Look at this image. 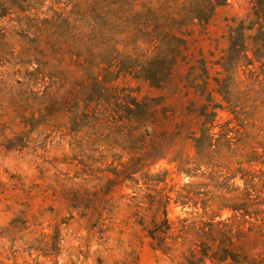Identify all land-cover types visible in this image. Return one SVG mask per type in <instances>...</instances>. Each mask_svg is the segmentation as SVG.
I'll list each match as a JSON object with an SVG mask.
<instances>
[{
	"label": "trees",
	"instance_id": "1",
	"mask_svg": "<svg viewBox=\"0 0 264 264\" xmlns=\"http://www.w3.org/2000/svg\"><path fill=\"white\" fill-rule=\"evenodd\" d=\"M227 2L76 0L72 10L52 17L22 16L26 27L19 48L5 47L0 32V66L11 64L15 77L8 80L0 70V125L19 128L6 146H25L37 131L61 140L71 137L81 153L67 161L82 166L72 207L91 219L95 193L104 195L120 176L131 180L137 191L117 200L116 206L127 207L120 226H138L152 249L177 264H264V251H246L236 243L247 231L264 237V126L256 123L264 119V0H250L251 10L229 26V45L214 62L219 67L215 74L205 57L186 72V87L207 101L198 113V127L188 135L195 166L188 167L190 160L181 157L169 161L177 173L204 180L173 186L174 202L182 207L201 203L202 215H169L171 172L150 170L167 158L166 146L155 135L163 107L154 97H139L121 80L131 76L163 84L183 56L188 29L206 25ZM31 7L28 0H0L3 15ZM213 91L237 124L220 122L218 108L224 105L215 101ZM113 149L129 155L126 161L121 155L109 169L115 178L93 173L95 153ZM140 162L149 168L136 178ZM94 179L100 182L93 184ZM214 205L231 215L210 214ZM97 224L90 222L88 230ZM103 225L99 231L109 230ZM136 260L132 249L124 264Z\"/></svg>",
	"mask_w": 264,
	"mask_h": 264
},
{
	"label": "rangeland",
	"instance_id": "2",
	"mask_svg": "<svg viewBox=\"0 0 264 264\" xmlns=\"http://www.w3.org/2000/svg\"><path fill=\"white\" fill-rule=\"evenodd\" d=\"M28 1L32 7L25 12L13 9L8 14L0 13V32L6 36L4 42L7 48L12 45L19 48L22 42L20 34L26 27V20H21L22 16H37L40 19L52 17L56 13L72 10L76 0ZM251 6L250 0H228L217 8L206 25H192L186 33L187 46L183 56L163 84L151 85L131 76L121 80L123 84L131 85L139 97H154L163 107L164 114L156 126L155 135L166 146L167 158L152 164L150 170L169 169L171 172L166 188L173 197L169 205L171 217L184 215L185 211L196 216L204 213L201 203L197 207L193 204L182 207L174 202L176 188L173 186L178 187L186 182L203 183L204 180L177 173L176 164L169 161L181 157L190 160L188 167L195 166V148L188 135L191 129L198 127V113L207 101L205 95L186 87L187 69L197 59L205 57L215 74L219 67L214 62L229 45V26L236 18L244 17ZM0 70L5 72L8 80L15 78L11 64L0 66ZM211 87H215L213 82ZM241 88L243 90L245 86ZM213 95L216 102L224 105L218 108L220 122L232 119V124H237L234 114L229 107H225L226 103L219 94L213 91ZM256 123L264 126V119ZM17 130L19 128L16 126L6 128L0 125V264H124L127 253L132 249L137 255L135 264H177L152 249L138 226H120L127 214V207L123 204L116 206L117 200L121 195L137 191L131 180L123 181L120 176L113 185L108 186L104 195L95 193L92 218H82L79 210L72 207L76 202L74 188L81 180L77 177L80 176L78 170L82 166H75L77 160H74V164L68 162L81 150L69 142V136L67 140H61L59 136L46 137L47 133L39 135L38 131L30 135L25 146L8 148L7 140L14 137ZM247 130L253 131V128L248 125ZM121 155L122 160H128L129 155L121 149L95 153L93 173L100 176L104 173L115 178L109 169L113 164H118ZM143 163L140 162L139 168H136L139 169L134 174L136 178H140L149 168ZM99 182L94 179L93 184ZM111 188L113 199L109 193ZM213 211H218L223 218L231 215L228 210L219 211L216 205L209 213ZM90 222L98 223L91 231L88 230ZM101 222H104V229L108 227L109 230L99 231ZM236 243L246 251H264V237L255 232L247 231Z\"/></svg>",
	"mask_w": 264,
	"mask_h": 264
}]
</instances>
